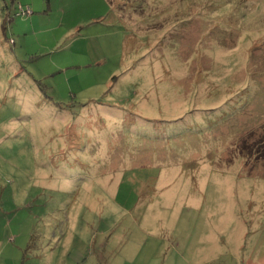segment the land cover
Returning a JSON list of instances; mask_svg holds the SVG:
<instances>
[{
  "label": "rangeland",
  "instance_id": "rangeland-1",
  "mask_svg": "<svg viewBox=\"0 0 264 264\" xmlns=\"http://www.w3.org/2000/svg\"><path fill=\"white\" fill-rule=\"evenodd\" d=\"M0 264H264V0H0Z\"/></svg>",
  "mask_w": 264,
  "mask_h": 264
}]
</instances>
